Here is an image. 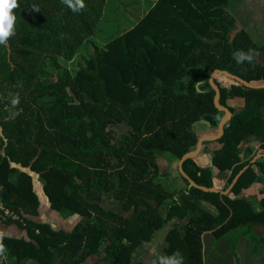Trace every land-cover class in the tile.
<instances>
[{"label":"trees","instance_id":"1","mask_svg":"<svg viewBox=\"0 0 264 264\" xmlns=\"http://www.w3.org/2000/svg\"><path fill=\"white\" fill-rule=\"evenodd\" d=\"M112 1L84 0L86 7L75 13L61 0H17L13 9L14 35L0 45V223L16 225L28 239L3 237L0 264H85L102 253L105 263L93 264H143L133 259L136 249L168 225L167 256L178 250L184 264H203L202 234L230 215L220 233L259 225L264 242V159L238 179L234 199L191 186L178 168L183 188L169 192L153 182L156 155L179 162L202 137L219 133L224 112L214 103L215 70L264 83V64L257 60L264 45L245 29L232 35L237 24L227 9L233 0H157L130 29L122 32L117 21L118 30L107 33L100 26ZM82 46L87 52L72 71L62 62ZM249 49L258 55L237 65L233 52ZM214 81L219 103L232 115L223 137L203 145L210 166L200 167L195 157L183 170L203 187L225 179L226 190L264 154V88L222 74ZM233 99L242 102L240 111L229 105ZM121 127L127 134L119 139ZM243 142L259 146L246 162L240 159ZM26 170L39 177L52 210L81 217L71 231L34 220L41 201ZM256 185L254 197L237 198ZM103 200L120 212L103 208ZM201 203L218 208V219L198 214Z\"/></svg>","mask_w":264,"mask_h":264},{"label":"crops","instance_id":"2","mask_svg":"<svg viewBox=\"0 0 264 264\" xmlns=\"http://www.w3.org/2000/svg\"><path fill=\"white\" fill-rule=\"evenodd\" d=\"M148 1L154 4L157 0H148ZM255 84H259V83H255ZM229 105L234 107L236 111H240L242 102L238 99L237 100L233 99L229 102ZM250 146L251 148H249ZM254 146H256V148ZM257 146H258L257 144H248L246 142H243L241 147L242 154L240 156L241 161L246 162V160L249 159V155L251 151L252 154L255 155L259 148V146L258 147ZM208 148L214 150L216 149V145L211 144L209 145ZM210 160H211L210 157L205 154L198 155L196 158L197 164L203 168H208L210 166ZM158 169H159V165H158ZM164 172H166V170H164ZM176 176L179 177L178 174H176ZM261 179L262 178H258L257 180L258 184L263 183ZM224 185H225V179L214 180V187L218 188L221 192L225 191L223 190ZM251 190H253L254 194L252 196H249L247 192H250ZM258 191L259 190L257 185L251 186L248 189H244L239 194V196H237V198L244 197L250 199L254 197ZM36 193L38 194V196L42 201L38 210V216L34 218L35 221L40 223H47V220L52 219L53 225L51 226H56L58 229L60 228V230L66 232L68 230H72L78 224V222L81 219L80 216L70 215L67 217L68 219L66 218L67 221L64 220L63 217H60L61 215L59 212L54 211L49 207L47 201L45 202L46 204L43 205L42 194H40L38 190L36 191ZM228 195H230V193H228ZM230 198L234 199L235 197L230 195ZM106 201L108 200H103L101 202L103 208L111 209L116 213L120 212L117 204L110 203L109 205H106ZM253 209L256 213L261 210L259 204H256L253 207ZM197 212L200 215H204L208 213L217 219L218 216L220 215V211L218 210V208L208 203H201ZM123 214L126 215L125 212ZM230 217L231 215L226 219H224L222 223L215 222L212 230L208 232H204L202 234L201 240H202L203 264H264V242L260 241V238H262V233H263L262 226L254 225L249 228L242 227L237 230L230 229L229 231H223L222 233H220L219 230L222 228L223 225L228 224ZM55 222H59V223H55ZM173 222L179 223L180 221L179 220L177 221L176 219ZM184 223L185 222L181 221V226H183ZM172 229H173V225L165 226L161 231H158L155 234V239L153 242L145 243L140 247H138L135 253L133 254L134 261L142 262L143 264H153V260H156L157 257H159L160 255H167L166 254V249L168 246L167 236ZM215 233L216 234L218 233L220 235L219 236L220 238L217 237ZM0 234H2V237L28 239L26 231L20 230L16 225H5L0 223ZM103 257L105 258V256H102V254L94 255L90 257L85 264H93L95 261H100L105 263Z\"/></svg>","mask_w":264,"mask_h":264},{"label":"rangeland","instance_id":"3","mask_svg":"<svg viewBox=\"0 0 264 264\" xmlns=\"http://www.w3.org/2000/svg\"><path fill=\"white\" fill-rule=\"evenodd\" d=\"M128 2H131L129 6L122 7L121 9L116 11L117 5L124 6L125 4H128ZM151 4L152 3H150L148 0H113L112 2H110V5H114L113 10L107 11L108 12L107 21H103L100 27L102 28V30L106 31L107 33L116 32V30H118V26L116 24L118 21V23L120 24L119 29L122 32H124L127 29L133 27L139 21V19H141L145 15V13L149 10ZM227 10L236 19L237 28L235 31L232 32V35H234L236 31L245 29L247 32L251 34L252 38L255 40V42L258 45H264V0H233ZM95 41L101 47L103 46L102 38L100 36H97L95 38ZM91 48L92 46L89 47L90 51L92 50ZM86 49L87 48L85 46H82L79 50V53L72 61H67V62L63 61L62 64L72 71L77 69L78 67L77 61L80 60L81 56H85L87 52ZM257 60L264 64V55H259L257 57ZM51 76H52V80H54L55 74H52ZM217 78L223 85L228 86L231 84V81L228 80L226 77L218 76ZM125 134H127L126 127H121L118 129V135L120 137L119 139H121ZM254 147L256 148V146ZM249 148H251V146ZM156 156L159 165L158 171L160 173L158 178H156L153 182L155 184L162 185V188H164L169 192H173L174 190L181 189L184 186V182H182L179 179V177L176 176L177 174L176 169L178 167L177 166L178 162L175 161L168 154H158ZM253 156L255 155L252 154L251 151L249 155V159H247L246 161L253 158ZM164 170H166V172H164ZM26 172L31 174L28 170H26ZM31 176L34 179L36 191L38 190V192L42 194L43 205H44L46 204L45 202L47 200L43 194L42 184L40 182V179L37 175L31 174ZM261 180L263 182V178ZM247 194L249 196H252L254 192L253 190H251L250 192H247ZM40 201L42 200L40 199ZM110 203L112 204V202L106 201V205H109ZM151 203L155 204L154 201H152ZM59 213L61 215L60 217H63V219L67 221L68 219L67 213L65 214L61 212ZM59 222H55V223H59ZM182 222H185V220ZM179 223H181V221ZM47 224L53 225V220L52 219L47 220ZM52 227L56 231L60 230V228L58 229L56 226H52ZM69 231L71 230H68L67 232ZM102 256H105V254L102 253Z\"/></svg>","mask_w":264,"mask_h":264},{"label":"clouds","instance_id":"4","mask_svg":"<svg viewBox=\"0 0 264 264\" xmlns=\"http://www.w3.org/2000/svg\"><path fill=\"white\" fill-rule=\"evenodd\" d=\"M61 2L74 13L80 12L86 7L84 0H61ZM17 7V0H0V45H6L7 40L14 35L16 17L13 15V9ZM257 55L253 49H249L247 52L237 50L233 52V59L237 65H243L245 62L251 63ZM11 103L13 106L19 103L18 94L11 99ZM2 239V234H0V260L6 258V247L2 243ZM153 264H184V257L177 250L170 256L160 255L156 260H153Z\"/></svg>","mask_w":264,"mask_h":264},{"label":"water","instance_id":"5","mask_svg":"<svg viewBox=\"0 0 264 264\" xmlns=\"http://www.w3.org/2000/svg\"><path fill=\"white\" fill-rule=\"evenodd\" d=\"M218 74H222V75H225L235 81H238L240 82L242 85H244L245 87L247 88H255V89H260V88H264V83H259V84H255V83H250V82H247L245 80H243L242 78L238 77V76H235L227 71H222V70H215L212 74H211V77H210V83L211 85L214 87L215 91H216V94H215V97H214V103H215V106L224 112V115L223 117L221 118L220 122H219V125H218V131L219 133L217 135H208V136H204L202 137L200 140H199V143H198V146H197V149L193 152H190L186 155H184L182 157V159L178 162V171L180 173V175L183 177V178H186L188 181H189V184L193 187H196V188H200L204 191H207V192H220V193H223L224 195H228V193L231 192L232 188L234 187V185L236 184V182L238 181L239 178H241V176L248 170V168L253 165L254 163H256L258 160L260 159H264V154H258L250 163L249 166L245 167L237 176L236 178H234V180L232 181V183L230 184V186L224 191V192H221L218 188L216 187H211V188H208V187H203V186H200L198 185L197 183H195L191 178H189L184 170H183V164L186 160L188 159H191V158H195L197 157L198 155H200L202 153V150H203V145L205 142H209V141H218L220 140L223 135H224V124L226 123V121L231 117L232 115V112L231 110L226 107V106H223L219 103V99H220V89L219 87L216 85L214 79L215 77L218 75Z\"/></svg>","mask_w":264,"mask_h":264},{"label":"flooded vegetation","instance_id":"6","mask_svg":"<svg viewBox=\"0 0 264 264\" xmlns=\"http://www.w3.org/2000/svg\"><path fill=\"white\" fill-rule=\"evenodd\" d=\"M103 207V206H102Z\"/></svg>","mask_w":264,"mask_h":264}]
</instances>
